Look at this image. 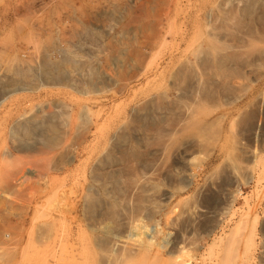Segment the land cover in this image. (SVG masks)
I'll return each instance as SVG.
<instances>
[{
	"label": "rangeland",
	"instance_id": "obj_1",
	"mask_svg": "<svg viewBox=\"0 0 264 264\" xmlns=\"http://www.w3.org/2000/svg\"><path fill=\"white\" fill-rule=\"evenodd\" d=\"M0 75V264H264V0H0Z\"/></svg>",
	"mask_w": 264,
	"mask_h": 264
},
{
	"label": "built area",
	"instance_id": "obj_2",
	"mask_svg": "<svg viewBox=\"0 0 264 264\" xmlns=\"http://www.w3.org/2000/svg\"><path fill=\"white\" fill-rule=\"evenodd\" d=\"M255 256H264V233L259 230L257 232V237H256V250L254 253Z\"/></svg>",
	"mask_w": 264,
	"mask_h": 264
},
{
	"label": "bare ground",
	"instance_id": "obj_3",
	"mask_svg": "<svg viewBox=\"0 0 264 264\" xmlns=\"http://www.w3.org/2000/svg\"><path fill=\"white\" fill-rule=\"evenodd\" d=\"M251 2V1H250ZM29 4V3H28ZM252 5V4H251ZM17 6V5H16ZM15 6V7H16ZM23 8V7H22ZM247 9V8H246ZM17 10V9H16ZM250 10V9H249ZM19 12V11H18ZM15 14V13H14ZM19 14V13H18ZM246 14H248V12L246 13ZM132 16V15H131ZM134 51V50H133ZM136 57H138V56H136ZM140 57V56H139ZM43 60H45V58L43 59ZM47 60V59H46ZM130 60V59H129ZM140 60V59H139ZM44 62V61H43ZM42 62V63H43ZM46 62V61H45ZM44 62V64L46 65V63ZM68 63V62H67ZM132 63V62H131ZM49 64V63H48ZM187 64V63H186ZM189 64V63H188ZM43 65V64H42ZM66 65V64H65ZM18 66V65H17ZM20 66V65H19ZM40 66H41V64H40ZM40 66H39V68H40ZM44 66V65H43ZM16 67V66H15ZM22 67V66H21ZM42 67V66H41ZM184 67V69H185V66H183ZM43 68H45V67H43ZM7 69V68H6ZM10 69V68H9ZM23 69V68H22ZM21 69V70H22ZM41 69V68H40ZM21 70H20V72H21ZM45 70V69H44ZM187 70H188V68H187ZM28 71V70H27ZM30 71V70H29ZM43 71V70H42ZM183 71V70H182ZM19 71H15V76L16 75H19V74H21ZM31 72V71H30ZM45 72V71H44ZM47 72V71H46ZM57 72V71H56ZM181 72V71H180ZM26 74V73H25ZM31 74V73H30ZM184 74H185V72H184ZM23 75V74H22ZM27 75V74H26ZM179 75H180V73H179ZM1 76V75H0ZM24 76V75H23ZM51 77V76H50ZM60 78V77H59ZM61 79V78H60ZM33 81V80H32ZM30 82V81H29ZM54 82V81H53ZM32 83V82H31ZM55 83V82H54ZM61 83V82H60ZM28 86V85H27ZM56 86V85H55ZM31 88H34V87H31ZM35 89V88H34ZM32 90V89H31ZM37 124V123H36ZM41 125H43V124H41ZM19 127H21V126H19ZM28 127V126H27ZM47 127H49L48 126V123H47ZM22 129V128H21ZM23 129H24V127H23ZM53 129H54V127H53ZM25 131V130H24ZM135 156V155H134ZM126 158V157H125Z\"/></svg>",
	"mask_w": 264,
	"mask_h": 264
}]
</instances>
